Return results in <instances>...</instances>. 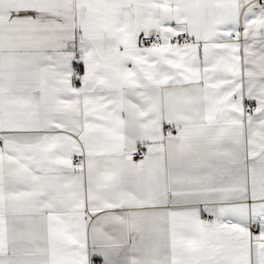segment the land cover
<instances>
[{"label":"snow or ice","instance_id":"1","mask_svg":"<svg viewBox=\"0 0 264 264\" xmlns=\"http://www.w3.org/2000/svg\"><path fill=\"white\" fill-rule=\"evenodd\" d=\"M0 264H264V0H0Z\"/></svg>","mask_w":264,"mask_h":264}]
</instances>
